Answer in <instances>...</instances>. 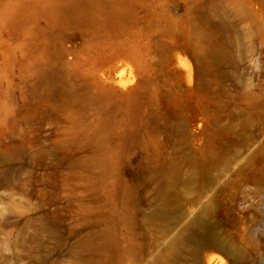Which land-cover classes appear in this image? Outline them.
<instances>
[{"label":"rangeland","instance_id":"rangeland-1","mask_svg":"<svg viewBox=\"0 0 264 264\" xmlns=\"http://www.w3.org/2000/svg\"><path fill=\"white\" fill-rule=\"evenodd\" d=\"M207 200L264 264V0H0V264H160Z\"/></svg>","mask_w":264,"mask_h":264},{"label":"bare ground","instance_id":"bare-ground-1","mask_svg":"<svg viewBox=\"0 0 264 264\" xmlns=\"http://www.w3.org/2000/svg\"><path fill=\"white\" fill-rule=\"evenodd\" d=\"M212 205V200H207L194 214L190 212L184 217L166 209L155 214V222L162 231L176 226L163 248L160 264H217L213 257L200 256L201 249L209 245L223 252L231 261L239 258V250L218 234L215 223L208 224V219L214 215Z\"/></svg>","mask_w":264,"mask_h":264}]
</instances>
